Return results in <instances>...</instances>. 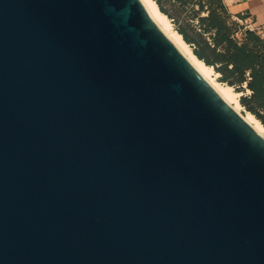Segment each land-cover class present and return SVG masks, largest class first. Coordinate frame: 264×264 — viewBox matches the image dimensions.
Instances as JSON below:
<instances>
[{"label": "water", "instance_id": "obj_1", "mask_svg": "<svg viewBox=\"0 0 264 264\" xmlns=\"http://www.w3.org/2000/svg\"><path fill=\"white\" fill-rule=\"evenodd\" d=\"M0 264H264V138L140 0H0Z\"/></svg>", "mask_w": 264, "mask_h": 264}, {"label": "trees", "instance_id": "obj_2", "mask_svg": "<svg viewBox=\"0 0 264 264\" xmlns=\"http://www.w3.org/2000/svg\"><path fill=\"white\" fill-rule=\"evenodd\" d=\"M155 1L161 12L174 18L166 5L170 0ZM177 1L183 6L188 2H197L199 11L193 12L199 17L203 31L211 34L212 43L204 39L195 40L193 34L183 27H178L177 31L187 44L194 45V54L199 59L208 66H214L223 75V82H229V86L248 84L251 94L243 97L241 103L264 125V39L256 31L247 30L244 40L238 42L235 35L239 25L233 21L224 0ZM202 10L205 16H201Z\"/></svg>", "mask_w": 264, "mask_h": 264}, {"label": "bare ground", "instance_id": "obj_3", "mask_svg": "<svg viewBox=\"0 0 264 264\" xmlns=\"http://www.w3.org/2000/svg\"><path fill=\"white\" fill-rule=\"evenodd\" d=\"M146 11L163 31V33L175 44L179 51L186 57L199 74L214 88L221 98L228 103L237 113H239L251 127L264 138V125L252 113L244 115L241 111L242 105L239 102L240 93L236 92L232 86L216 81L215 72L212 66H208L203 60L199 59L190 46L185 42L182 35L173 29L168 16L161 12L155 0H140Z\"/></svg>", "mask_w": 264, "mask_h": 264}, {"label": "rangeland", "instance_id": "obj_4", "mask_svg": "<svg viewBox=\"0 0 264 264\" xmlns=\"http://www.w3.org/2000/svg\"><path fill=\"white\" fill-rule=\"evenodd\" d=\"M167 8L170 10V13L173 15V19L169 18L173 29L177 31L178 27H183L189 32V34H193V37L195 40L200 41L201 39L207 40L208 42L212 43V37L211 34H207L203 31V26L199 20V17L195 16V13L193 10L199 11L200 6L197 4L196 1L193 2H188L186 5H182L181 2L175 1V0H170L166 3ZM201 16H205L206 13L204 10L200 11ZM235 21V20H233ZM238 23V32L235 35V38L238 42H242L245 38V31L249 30L245 26L241 25L240 22L235 21ZM196 31V32H195ZM196 33H199V35H196ZM192 51L194 52L195 47L193 44H188ZM214 70L218 75H215L216 81L223 83V84H228L229 82H223L222 78L223 75L220 72H217L215 67L213 66ZM229 85V84H228ZM234 90L238 93H240L238 99L239 102L241 103V99L243 97L249 96L251 94V90L248 89V84H235L232 86ZM242 105V113L246 115L248 112L247 108Z\"/></svg>", "mask_w": 264, "mask_h": 264}, {"label": "crops", "instance_id": "obj_5", "mask_svg": "<svg viewBox=\"0 0 264 264\" xmlns=\"http://www.w3.org/2000/svg\"><path fill=\"white\" fill-rule=\"evenodd\" d=\"M235 21L242 20L247 29L264 39V0H224Z\"/></svg>", "mask_w": 264, "mask_h": 264}, {"label": "built area", "instance_id": "obj_6", "mask_svg": "<svg viewBox=\"0 0 264 264\" xmlns=\"http://www.w3.org/2000/svg\"><path fill=\"white\" fill-rule=\"evenodd\" d=\"M238 22H240L241 25L245 26V25H244V24H245L244 21H242V20H238ZM251 31H252V30H251Z\"/></svg>", "mask_w": 264, "mask_h": 264}]
</instances>
